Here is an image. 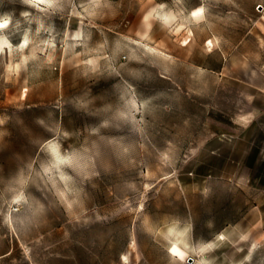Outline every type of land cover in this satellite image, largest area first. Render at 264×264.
I'll return each instance as SVG.
<instances>
[{
  "label": "rangeland",
  "instance_id": "1",
  "mask_svg": "<svg viewBox=\"0 0 264 264\" xmlns=\"http://www.w3.org/2000/svg\"><path fill=\"white\" fill-rule=\"evenodd\" d=\"M0 21V264H264V0Z\"/></svg>",
  "mask_w": 264,
  "mask_h": 264
},
{
  "label": "bare ground",
  "instance_id": "2",
  "mask_svg": "<svg viewBox=\"0 0 264 264\" xmlns=\"http://www.w3.org/2000/svg\"><path fill=\"white\" fill-rule=\"evenodd\" d=\"M193 13L195 15H202L203 14V8L202 6H199L197 8H194ZM6 24L5 21H0V27L4 26ZM3 40L0 41V48L2 47ZM130 245H135V239L131 238ZM169 251L175 255L180 256L181 258H184L187 255V251L181 247L177 242H172L169 248ZM122 260H124L125 264H131L127 261L128 255L127 253H123L121 256Z\"/></svg>",
  "mask_w": 264,
  "mask_h": 264
}]
</instances>
